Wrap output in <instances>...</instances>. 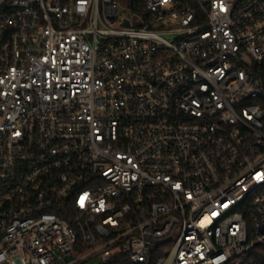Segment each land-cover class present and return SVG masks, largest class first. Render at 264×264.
Wrapping results in <instances>:
<instances>
[{
  "label": "built area",
  "instance_id": "obj_1",
  "mask_svg": "<svg viewBox=\"0 0 264 264\" xmlns=\"http://www.w3.org/2000/svg\"><path fill=\"white\" fill-rule=\"evenodd\" d=\"M264 264V0H0V264Z\"/></svg>",
  "mask_w": 264,
  "mask_h": 264
},
{
  "label": "trees",
  "instance_id": "obj_2",
  "mask_svg": "<svg viewBox=\"0 0 264 264\" xmlns=\"http://www.w3.org/2000/svg\"><path fill=\"white\" fill-rule=\"evenodd\" d=\"M109 264H132L126 256H119Z\"/></svg>",
  "mask_w": 264,
  "mask_h": 264
},
{
  "label": "rangeland",
  "instance_id": "obj_3",
  "mask_svg": "<svg viewBox=\"0 0 264 264\" xmlns=\"http://www.w3.org/2000/svg\"><path fill=\"white\" fill-rule=\"evenodd\" d=\"M239 261V259L237 260V259H235L232 263H230V264H237V262ZM91 264H98V261L97 260H92L91 261ZM253 264V263H252Z\"/></svg>",
  "mask_w": 264,
  "mask_h": 264
}]
</instances>
